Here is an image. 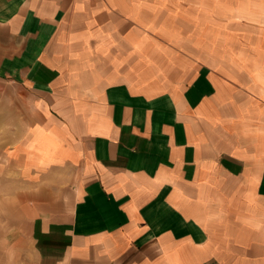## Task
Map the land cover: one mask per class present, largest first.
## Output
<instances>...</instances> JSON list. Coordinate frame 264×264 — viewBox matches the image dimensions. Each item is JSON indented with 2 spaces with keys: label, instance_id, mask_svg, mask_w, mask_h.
<instances>
[{
  "label": "crops",
  "instance_id": "0c3cea01",
  "mask_svg": "<svg viewBox=\"0 0 264 264\" xmlns=\"http://www.w3.org/2000/svg\"><path fill=\"white\" fill-rule=\"evenodd\" d=\"M259 2L0 0L12 264H264Z\"/></svg>",
  "mask_w": 264,
  "mask_h": 264
},
{
  "label": "rangeland",
  "instance_id": "374dc122",
  "mask_svg": "<svg viewBox=\"0 0 264 264\" xmlns=\"http://www.w3.org/2000/svg\"><path fill=\"white\" fill-rule=\"evenodd\" d=\"M263 5L264 3L262 2H259L258 4L260 10L262 11L259 14L260 17H264V8L262 7ZM18 96L19 93L16 88L14 89L9 83L0 82V117L4 118L5 124L13 122L14 118L17 117L14 107L11 105V103L13 100H15L14 98H17ZM8 128L10 127H4L5 130ZM13 215V207L5 201L0 202V264H12L13 262V242L17 240L16 236L18 234L17 232L15 237L12 235V230L18 229L15 223H13Z\"/></svg>",
  "mask_w": 264,
  "mask_h": 264
}]
</instances>
